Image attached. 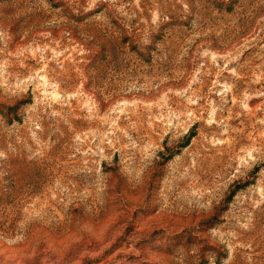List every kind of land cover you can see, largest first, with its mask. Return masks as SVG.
I'll return each mask as SVG.
<instances>
[{"label": "rangeland", "instance_id": "obj_1", "mask_svg": "<svg viewBox=\"0 0 264 264\" xmlns=\"http://www.w3.org/2000/svg\"><path fill=\"white\" fill-rule=\"evenodd\" d=\"M0 264H264V0H0Z\"/></svg>", "mask_w": 264, "mask_h": 264}, {"label": "trees", "instance_id": "obj_2", "mask_svg": "<svg viewBox=\"0 0 264 264\" xmlns=\"http://www.w3.org/2000/svg\"><path fill=\"white\" fill-rule=\"evenodd\" d=\"M96 11H97V10L91 9V10L87 11V12L85 13V15H91V14H94ZM147 47H149V46H147ZM131 48H132L134 51H136V54H137V55H141V53H140L139 51L136 50V47H134V45H132Z\"/></svg>", "mask_w": 264, "mask_h": 264}]
</instances>
